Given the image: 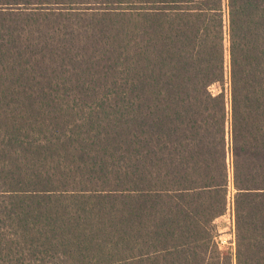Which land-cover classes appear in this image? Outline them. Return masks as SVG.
<instances>
[{
  "label": "trees",
  "instance_id": "obj_1",
  "mask_svg": "<svg viewBox=\"0 0 264 264\" xmlns=\"http://www.w3.org/2000/svg\"><path fill=\"white\" fill-rule=\"evenodd\" d=\"M0 264H264V0H0Z\"/></svg>",
  "mask_w": 264,
  "mask_h": 264
},
{
  "label": "rangeland",
  "instance_id": "obj_2",
  "mask_svg": "<svg viewBox=\"0 0 264 264\" xmlns=\"http://www.w3.org/2000/svg\"><path fill=\"white\" fill-rule=\"evenodd\" d=\"M228 43L225 41V66L226 72L228 73V51H227ZM228 77V76H227ZM223 90L226 95V99L229 100V82L228 78H226V83L223 87ZM210 91L216 94L219 91V87L217 85H213L210 87ZM226 129V141H229V134H228V123ZM232 188H229L230 193V203L227 208V212L224 216L218 218L214 224L218 232L217 241L219 244L220 249L223 253L233 254L235 248V226H234V213H233V206H232Z\"/></svg>",
  "mask_w": 264,
  "mask_h": 264
}]
</instances>
